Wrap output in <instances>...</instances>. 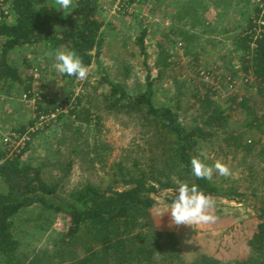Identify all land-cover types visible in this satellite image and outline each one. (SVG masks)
<instances>
[{"label": "trees", "instance_id": "obj_1", "mask_svg": "<svg viewBox=\"0 0 264 264\" xmlns=\"http://www.w3.org/2000/svg\"><path fill=\"white\" fill-rule=\"evenodd\" d=\"M250 3V10L254 7L250 15L248 6L241 7L243 28L233 38V44L240 55L241 71L250 76V86L255 92L241 100L237 96L232 98V104L236 105L234 109L241 108L243 114L237 126L228 109L215 100L217 90L209 80L215 75L212 72H209L208 80L194 85L192 97L197 105V116L192 125L182 120L181 104L168 106L155 101L151 73L146 77V89L136 95H130L121 84L105 75L104 82L109 86L103 100L106 110L125 115V124L135 125L138 131V138L127 150V155L110 167L112 184L105 188L92 181H81L73 187L67 185L76 158L70 159L59 179L46 178L43 167L24 156L30 142L18 154H12L8 148L0 150V181L6 187L0 191V257L4 264H51L55 261V264H165L154 259L159 232L152 214L162 192L174 190L176 181H180L190 186L196 184L212 197L245 195L238 192L239 187L222 194L213 180L197 179L192 174L190 161L193 156L204 160L202 144H214L215 140L220 141L224 154L257 156V160H252L249 165L264 161V147H255L259 141L247 137L251 131H264V114L259 112V106H264V25L255 38L256 21L262 10L256 0V5L251 6L253 0ZM10 6L14 21L0 20V91L10 93L14 86H23L27 82L21 68L10 59L11 52L23 46L65 47L74 49L88 67L100 63L104 38V20L98 15L100 0H75L72 12L66 17L50 0H10ZM141 45L143 47V43ZM231 71L229 86L233 85L238 72ZM63 76L70 81L77 80ZM32 82L31 77L24 88L26 92L31 91L29 95L34 93ZM84 97H78L73 103L70 115L82 125H100L101 116L90 100L89 104L82 100ZM36 102L37 118L52 114L63 116V101L56 103L42 96L37 97ZM35 125L36 121H30L12 130L24 136ZM74 145L75 154L82 157L81 148L77 143ZM99 146L106 151L109 149L107 144L101 143L96 152L101 150ZM107 153L102 155L103 161L110 155ZM85 159L86 156L82 158ZM53 166L57 168L58 164L53 163ZM120 182L121 187L117 185ZM173 198L168 200L172 202ZM30 208L39 211L37 220L47 219L52 224L61 214L68 219L69 226L55 240L54 249H45L42 255H36V259L28 262L29 257L26 259L19 252L22 241L17 236L16 220L24 209ZM251 218L257 222L261 234L259 246L262 243L264 246V206H259ZM40 225L45 227L42 222ZM235 228L236 225L231 230ZM197 264L218 262L204 256ZM235 264L248 263L240 259Z\"/></svg>", "mask_w": 264, "mask_h": 264}, {"label": "rangeland", "instance_id": "obj_2", "mask_svg": "<svg viewBox=\"0 0 264 264\" xmlns=\"http://www.w3.org/2000/svg\"><path fill=\"white\" fill-rule=\"evenodd\" d=\"M245 1L250 15L254 7L250 10L252 2ZM50 2L55 5L54 0ZM253 2L251 6L256 5L255 0ZM104 5L107 10L106 13L103 12L106 14L104 19L107 28L102 33L104 38L100 63L89 66L86 80L70 81L52 67L54 59L46 53L67 48L23 46L12 51L10 59L21 68L27 82L23 86H14L10 93L5 89L0 91V105H11L16 97L27 104L23 107L26 111L17 114L18 124L15 128L36 121V125L28 129L21 141L15 143L13 140L8 145L4 144L5 135L14 132L13 124L0 128L2 148L18 154L30 142L24 156L32 163L41 165L45 177L49 179H59V174L64 172L70 159L76 158L67 179V185L71 187L81 181H92L104 188L112 184L114 180L110 176V167L127 155V150L138 138L135 125L125 124V115L111 114L106 110L103 100L109 86L104 82L105 75L111 81L121 84L130 95H136L146 89V77L151 73L155 101L168 106L181 104L182 120L189 125L194 124L197 116V105L192 97L194 85L208 80L209 72L216 77L209 79L217 90L215 100L228 109L235 126L242 120L243 114L241 108L234 109L236 105L232 104V98L237 96L241 100L243 96H250L255 92V88L250 86V76L241 71L240 55L233 44V38L242 30L241 25L227 32L230 35L228 38L232 40V45L229 46L228 42H224L227 36L215 34V30L209 25L210 21L209 24H198L193 29L170 25L160 14V10L155 9V0L150 3L142 2L130 13L114 12V0ZM60 11L64 14L62 9ZM237 15L239 19H244L243 13ZM0 20L13 22L14 16L9 12L0 15ZM196 52L199 54L196 55ZM36 69L40 74L38 78L34 76ZM232 69L238 72L234 76L233 85L229 86ZM31 77L33 95L47 96L56 103L64 102V109L59 108L64 110L62 117L56 114L50 119L37 118V102L30 103L23 98L31 92L24 89ZM80 96H85L82 100L88 101V104L90 100L95 107L102 119L100 125H82L74 121L75 117L70 115V109ZM259 112L264 114V106H259ZM262 127L264 128V122ZM247 137L259 141L255 147H264V131H251ZM21 142L25 145H20ZM76 143L83 152L82 157L75 154ZM101 143L107 144L109 149L106 151L99 146L101 150L96 152ZM220 146L219 140H215L214 144H202L201 155L210 165L216 160L230 165L234 175L224 177L214 172L212 180L221 188L222 194L239 187L238 192L245 195L213 196L216 201L213 210L217 216L216 223L192 227L171 224L168 211L172 202L168 198L173 196V190L162 192L152 209L159 232L157 253L154 255L156 262L197 264L201 257L207 256L215 258L218 264H235L240 259L248 264H264V246L263 243L259 246L258 242L261 234L258 233L257 222L251 218L256 215L259 206H264V161H255L249 165L252 160H257V156H246L244 153L227 155ZM107 152L110 155L103 161L102 155ZM85 156L86 159L82 160ZM53 163H57L58 167L53 166ZM117 185L122 186L121 182ZM5 188V184L0 181V191ZM38 212L37 209H24L16 220L17 236L22 241L19 252L22 257H29L28 262L36 259V255H42L45 249H54L55 240L69 226L64 215H58L49 224L47 219L37 220ZM41 222L45 224L44 228L41 227ZM235 225L237 228L231 230ZM0 264H4L1 257Z\"/></svg>", "mask_w": 264, "mask_h": 264}, {"label": "clouds", "instance_id": "obj_3", "mask_svg": "<svg viewBox=\"0 0 264 264\" xmlns=\"http://www.w3.org/2000/svg\"><path fill=\"white\" fill-rule=\"evenodd\" d=\"M54 3L57 10H63L65 17L72 12L74 7V0H54ZM46 55L54 59L52 67L61 75L75 77L79 81L88 78L89 67L84 64L83 58L74 49H56L47 52ZM190 163L192 174L197 179L210 182L214 172L224 177L234 175L230 165L221 160H216L210 165L199 156H193ZM176 184L175 192L173 190L174 198L168 211L171 224L192 227L215 224L217 216L213 211L216 204L214 197L205 194L196 184L190 186L187 182L180 181H176Z\"/></svg>", "mask_w": 264, "mask_h": 264}, {"label": "crops", "instance_id": "obj_4", "mask_svg": "<svg viewBox=\"0 0 264 264\" xmlns=\"http://www.w3.org/2000/svg\"><path fill=\"white\" fill-rule=\"evenodd\" d=\"M109 2L110 0H100L101 8L98 15L104 20L102 33L107 28L104 19L106 15L104 13L107 10L104 4ZM155 3V9H159L160 14L174 27H191L193 29L198 24L210 21L208 24L215 30V34L222 33L227 36L224 42H228L229 46L232 45V40L228 38L230 35L227 32L240 27V25L243 28L242 19H239L237 14L243 12L241 7L245 5V0H155ZM40 46L45 45L41 44L37 48ZM26 106V102L17 97L11 105L2 103L0 105V128L10 127L11 123L15 128V125L18 124L17 114L22 113L23 107ZM2 147L3 143L0 141V150Z\"/></svg>", "mask_w": 264, "mask_h": 264}, {"label": "built area", "instance_id": "obj_5", "mask_svg": "<svg viewBox=\"0 0 264 264\" xmlns=\"http://www.w3.org/2000/svg\"><path fill=\"white\" fill-rule=\"evenodd\" d=\"M142 2H151V0H140V1H132V0H114V6H113V10L114 12H126L127 13L131 12L132 10H134L135 6H139ZM256 4L261 8V14L260 17L257 19V27L255 28L256 30V35L255 38H257L261 31H262V27L264 25V0H256ZM9 12H11V6H10V0H0V15H5L8 14ZM35 78H38L40 76V74L38 73V69L35 70L34 73ZM37 97H39L38 95H31L29 97L28 94H25L23 96V98L27 101H29L30 103H36L37 101ZM56 114H52V115H42V119H50L52 117H54ZM24 136H20L19 134H17L16 132H11V133H7L5 135V145L11 144L13 140H15V143L18 142L19 140L21 141V139H23ZM25 145L23 144V142L20 143V145Z\"/></svg>", "mask_w": 264, "mask_h": 264}]
</instances>
